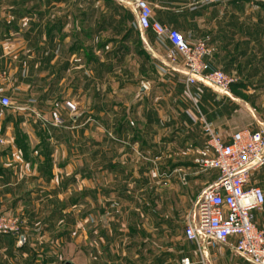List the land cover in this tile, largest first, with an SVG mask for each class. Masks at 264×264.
Instances as JSON below:
<instances>
[{
    "label": "crops",
    "instance_id": "1",
    "mask_svg": "<svg viewBox=\"0 0 264 264\" xmlns=\"http://www.w3.org/2000/svg\"><path fill=\"white\" fill-rule=\"evenodd\" d=\"M146 1L152 17L161 24L180 31L191 43L206 40L211 67L236 80L230 91L221 93L206 83L187 85L182 58L171 62L169 42L150 29L140 31L135 14L121 0H0V87L5 94L39 104L43 99L70 98L78 113H71L72 127L80 121L85 126L77 129L78 134L90 129V116L110 110L114 114L111 134L123 141L116 146L103 138L104 144L97 149L96 140L89 137L88 187L80 191L75 186L68 195L67 178L71 176L78 185L81 176L72 170L77 166L74 161H56L54 153L62 149L54 139L62 135L43 126V119L33 120L31 115L0 105V211L20 215L28 224L40 218L43 207L50 212L79 211L80 197L87 194L88 204L100 215L92 219V229L100 233L98 240L107 250L103 259L95 249L92 264H138L137 258L142 264H183V257H189L192 264H253L227 245L206 240L199 246L188 241L183 228L180 240L175 227L184 226L201 189L216 177L215 170H204L194 162L198 156L213 155L201 116L224 141L237 130L264 129V111L258 106L264 104V99L258 101V89H264V0ZM130 60L134 63L129 67ZM105 73L118 75L100 86L97 78H106ZM142 85L146 89L137 95ZM116 89L133 94L131 101H116ZM64 127H60L62 134ZM164 134H168L167 142L161 137ZM43 145L50 153L49 175H43ZM148 147L153 152L167 148L169 178L155 180L159 173L150 166L148 171L144 166L130 167L131 155ZM108 151L110 155L105 156ZM99 154H104V161L97 167ZM176 154L186 157L177 160ZM176 178L184 189L181 193L173 186L168 210L161 193L154 190L170 188ZM140 183L146 186L138 189ZM127 200H132L131 205ZM125 212L129 221L123 223ZM255 220L264 227V207L256 211ZM39 221L33 223L41 226V232ZM114 233L115 238L162 233L168 240L159 245L151 239V245L161 249L156 254L146 249L147 237L129 241L138 246L133 263L123 251L125 246L121 247L125 241L116 240ZM111 239L116 241L111 244ZM115 247H121V255L114 253ZM16 250L15 237L0 234V264L31 263L32 259L15 255ZM144 250L152 254L149 261Z\"/></svg>",
    "mask_w": 264,
    "mask_h": 264
},
{
    "label": "built area",
    "instance_id": "2",
    "mask_svg": "<svg viewBox=\"0 0 264 264\" xmlns=\"http://www.w3.org/2000/svg\"><path fill=\"white\" fill-rule=\"evenodd\" d=\"M121 3L135 14L140 31L150 29L169 42L171 62L178 56L182 58L187 85L206 83L221 93L229 91L236 80L222 69L211 67L207 59L211 49L205 39L191 43L180 31L161 24L152 17V7L146 0ZM66 104L71 111L76 109L74 103ZM0 105L13 106L2 87ZM52 116L58 121L56 112ZM201 121L213 155L198 156L194 162L204 170H215L216 177L201 189L194 212L183 226L184 236L199 246L206 240L227 245L251 263L264 264V227L255 220V212L264 207V190L251 179L255 170L264 168V129L237 130L229 141H224L202 116ZM180 180L184 182L185 175L181 174ZM16 230L15 221L0 214V233ZM181 262L192 264L189 257H183Z\"/></svg>",
    "mask_w": 264,
    "mask_h": 264
},
{
    "label": "rangeland",
    "instance_id": "3",
    "mask_svg": "<svg viewBox=\"0 0 264 264\" xmlns=\"http://www.w3.org/2000/svg\"><path fill=\"white\" fill-rule=\"evenodd\" d=\"M130 61H128L129 63L127 64V66L129 67H130V64L134 63V60H132L133 62L132 61L130 62ZM119 72L120 71H117V73ZM105 74H106V78L103 77L102 80L97 78V83L100 82V86H103L105 85V83L107 84L110 81L112 82V80L108 81L109 77L113 78L114 75H118L116 73L113 75H111L110 73H105ZM227 74L230 75L229 73ZM118 91L119 90L116 89V94H114L116 101H122L128 104L131 101L130 99L132 98L133 94L131 93L127 94V92H125L124 94L123 92H120V91L118 92ZM258 94H259L258 101H263L264 89H258ZM11 99L14 102H13V106L10 107V110L16 111V113L21 112L29 116L31 115L33 116L32 118L33 120L35 119L37 121L39 120L42 121L43 119L42 121L43 126L49 128L50 131H53L54 129H56L58 131L56 134L59 133L62 135L61 137L54 139L59 149H60V145L62 149V151H57L54 153L56 157V161L63 162V163H70V162L72 163L74 161V163L77 166L76 167L74 166L72 170L75 171V174H77L78 176H81V178H79L78 185L76 184L75 180L71 181V178H70L71 176L67 178L69 180V183H67L65 189L67 188L69 189L68 195L71 194L72 189L75 186L79 187V190L80 189L86 190L88 187V183L86 181L88 152L86 148H87V140L89 137L96 140L97 149H99L100 146L104 144L103 138L106 139L105 140L106 143H108L107 141L108 138L113 140L115 144L113 142L112 143L114 145L123 143V141L119 138L118 135L111 134L112 132L110 128L112 127V123H113V120L111 119V117H113L114 114L110 110L108 111V114L106 115H104L103 112L102 113L100 112L97 114L98 117L90 116V120H89V122L91 123L90 129L84 130L85 134H78L77 129H79V127L82 128L85 126H83L84 125L83 121H80L78 123H75L74 124L75 126L72 127L71 124L73 123H71V117L78 113L76 112L77 110L75 112L73 110L72 112L67 107L66 103L71 102L70 98L63 96L61 99H57L56 102H54L53 99H49V100L43 99V103L41 104H39L38 101H36L35 103L27 102L25 98H21L18 100L16 98L11 97ZM258 106L261 109V111L262 110L264 111V104L259 103ZM117 111H119V109ZM53 112H56V114L58 115L59 117L58 121H55L53 119V116H52ZM71 113H75V114L72 115ZM62 125L66 126L62 128V130H64L63 134L61 133V128H60ZM104 132H108L107 137H104ZM163 133H165V131ZM161 137L165 139L164 142H167L168 134H164ZM68 146L70 149L68 148ZM46 148L47 147H45V149ZM71 148L73 149V151L71 150ZM115 149L117 148H114V150ZM44 150H43V175L48 174V173L51 174V172L49 171L52 170L51 168L46 167L45 165V161L47 157H49L48 156L49 153L45 152ZM110 152L111 151L106 152L105 156L107 155L109 156ZM134 154H135L134 156L131 155L132 159L130 160V163H131L130 167L133 166V169H134V168H137L138 166H144L145 168L147 166H150V169L154 171H158L159 173L158 178L155 180L169 178L171 168H168V165L165 163L166 156L168 154L167 148H164L159 152L157 151L153 152L152 147L151 148L148 147V149L145 148V151L139 150L138 153H134ZM103 155L99 154L96 157L97 167L100 166L102 162L104 161L102 157ZM176 155H177L176 156L177 160H182L186 157V155H183V154L182 155L176 154ZM135 156L139 157V161L135 162L136 161ZM148 170L149 169L147 167L145 171H148ZM213 172H216V171H213ZM134 175H135V172H134ZM64 177H65V174H64ZM252 177H253L251 178L252 180H258L261 186L264 185V168L255 170L253 172ZM138 179L140 180V178ZM140 184L141 185L138 186V189H140L141 186L143 187V185L144 187L146 186L145 183H140ZM170 184H171L170 188H168L167 186H164L162 188L157 186L158 187L157 190H154L155 193H161V196L165 200L163 205H165L166 208L168 206L169 207L167 208L168 210H170V206L172 203L171 199H169V195H171L170 191L173 190V186H176V189L181 191V193H183L182 191L184 189V187L181 185L180 181H178L177 178L171 180ZM138 193H141V190ZM85 196H87V194H85L84 197H80L81 199L78 202L79 209H80L79 211H76L74 209V211L72 212L70 208L66 210L67 208L63 207L64 208L63 210L50 212L51 209L49 207H43V210L40 211L41 212L40 218H38L37 220H35L34 218V220L28 224H27V221H25L23 218L20 217V215L8 214L3 211H0V214H4L11 220H14L17 226V230L15 232L0 233V234H9V235L14 236L17 244H18L20 235L24 234V236L26 237L25 242L22 244V246L18 247V250H16L15 255L20 256V257H26L25 259L27 258L32 259L30 264H64L65 262H70L72 264H92V258L94 256L93 252L95 251V249L97 250V252L100 253V254L96 253L97 256L98 257L101 256V258L104 259V253L107 250L102 249V243H100L101 240H98L100 237L99 236L100 233L99 232L94 233L92 229L93 228L92 219L94 218L98 220L100 215H98V211L96 209H94L92 206L88 204L87 197ZM143 196L144 197L147 196L146 191L143 192ZM131 201L132 200H127V203L131 205L132 203ZM178 201L180 200L177 198L176 202ZM66 202L67 201L64 200L63 203L65 207H68V204H66ZM59 208L60 206H58V209ZM125 213H126L125 218L122 219L123 223H126V221H129V217L127 218L128 213L127 212ZM40 219L42 222L41 225L43 227V230L41 232H39L41 226L38 225L40 222L39 221ZM33 222L35 223L38 222V224H35ZM33 227H38L39 229L34 230ZM175 228L178 229L177 232L175 233V236H177V238L180 237L179 238L180 240L183 239V235L181 232L183 228L182 224L178 223ZM137 234H138L137 237H128V234H124L119 238H115L117 237V233L114 235V238L116 240H119L121 238L123 239V241H125V243L122 244L121 247L125 246V249L123 251L126 253V257H131V259L133 260V263H135V260H136L135 249H137L138 246L134 244L129 245L128 244L129 241H136V240L141 241L142 239H146L147 237L148 240H146L145 243H146V246L149 248L146 247V249L148 250L150 249L152 254H156L161 249L155 246H152L150 242L151 239H154V240L157 239L158 240L157 242L159 243V245H162L163 243H165V241L168 240V238L162 233L156 236H155V233H153V236L151 233H147V236L143 238L139 235V233ZM125 236H127V238ZM116 240L111 239L112 242L110 243L113 244L114 241ZM121 247H115L114 253L115 254L120 253L121 255V253L123 252V251H120ZM144 251L149 261V259L152 257L151 256L152 254H147L146 250ZM138 260L139 258H137L136 262H138V264H142V261L140 260L138 261ZM124 264H129V262L128 263L125 262Z\"/></svg>",
    "mask_w": 264,
    "mask_h": 264
},
{
    "label": "water",
    "instance_id": "4",
    "mask_svg": "<svg viewBox=\"0 0 264 264\" xmlns=\"http://www.w3.org/2000/svg\"><path fill=\"white\" fill-rule=\"evenodd\" d=\"M145 89H146L145 86L142 85V86H141V89L138 91L137 95H139L141 92L145 91ZM226 93H227V92H226ZM24 242H25V236H24V235H20L17 246H18V247L22 246V244H23Z\"/></svg>",
    "mask_w": 264,
    "mask_h": 264
},
{
    "label": "trees",
    "instance_id": "5",
    "mask_svg": "<svg viewBox=\"0 0 264 264\" xmlns=\"http://www.w3.org/2000/svg\"><path fill=\"white\" fill-rule=\"evenodd\" d=\"M233 85H234V84H232L231 87H232ZM43 143H44V142H43ZM43 147H44V149H45V147H47V146H46V145H43ZM44 149H43V150H44ZM46 149H47V148H46ZM46 149H45L44 151L47 152V153H49ZM48 156H49V157H47V159H46V161H45V165H46V167H49V168H50V166H49V165H50V153L48 154ZM49 172H51V171H49ZM49 174H50V173H48V175H49ZM64 264H69V263H66V262H65Z\"/></svg>",
    "mask_w": 264,
    "mask_h": 264
}]
</instances>
